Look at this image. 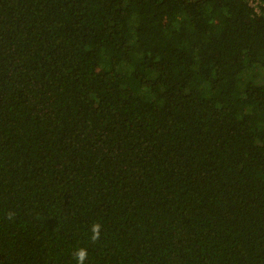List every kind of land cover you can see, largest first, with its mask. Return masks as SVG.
I'll list each match as a JSON object with an SVG mask.
<instances>
[{
	"label": "trees",
	"instance_id": "16d2710c",
	"mask_svg": "<svg viewBox=\"0 0 264 264\" xmlns=\"http://www.w3.org/2000/svg\"><path fill=\"white\" fill-rule=\"evenodd\" d=\"M79 248L264 264V0H0V264Z\"/></svg>",
	"mask_w": 264,
	"mask_h": 264
},
{
	"label": "clouds",
	"instance_id": "9594fccd",
	"mask_svg": "<svg viewBox=\"0 0 264 264\" xmlns=\"http://www.w3.org/2000/svg\"><path fill=\"white\" fill-rule=\"evenodd\" d=\"M9 219H11V215H9ZM101 229L102 226L99 223L92 224L90 231L92 233L90 239L95 242L98 241L101 238ZM75 259L77 261V264H84L85 260L88 257V251L86 248H79L74 253Z\"/></svg>",
	"mask_w": 264,
	"mask_h": 264
}]
</instances>
